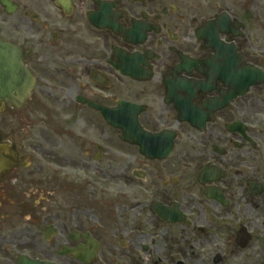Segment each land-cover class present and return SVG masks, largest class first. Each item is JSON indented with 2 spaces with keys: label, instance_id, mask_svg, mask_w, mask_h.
Returning a JSON list of instances; mask_svg holds the SVG:
<instances>
[{
  "label": "flooded vegetation",
  "instance_id": "1",
  "mask_svg": "<svg viewBox=\"0 0 264 264\" xmlns=\"http://www.w3.org/2000/svg\"><path fill=\"white\" fill-rule=\"evenodd\" d=\"M0 45V264H264V0H0Z\"/></svg>",
  "mask_w": 264,
  "mask_h": 264
},
{
  "label": "water",
  "instance_id": "2",
  "mask_svg": "<svg viewBox=\"0 0 264 264\" xmlns=\"http://www.w3.org/2000/svg\"><path fill=\"white\" fill-rule=\"evenodd\" d=\"M2 45H0V70H1V64H2V51H1Z\"/></svg>",
  "mask_w": 264,
  "mask_h": 264
},
{
  "label": "rangeland",
  "instance_id": "3",
  "mask_svg": "<svg viewBox=\"0 0 264 264\" xmlns=\"http://www.w3.org/2000/svg\"><path fill=\"white\" fill-rule=\"evenodd\" d=\"M231 262H232V260H230ZM229 264H231V263H229Z\"/></svg>",
  "mask_w": 264,
  "mask_h": 264
}]
</instances>
